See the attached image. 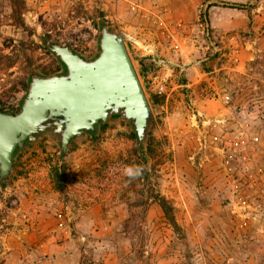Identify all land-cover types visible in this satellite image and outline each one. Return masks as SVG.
I'll list each match as a JSON object with an SVG mask.
<instances>
[{"label":"rangeland","instance_id":"rangeland-1","mask_svg":"<svg viewBox=\"0 0 264 264\" xmlns=\"http://www.w3.org/2000/svg\"><path fill=\"white\" fill-rule=\"evenodd\" d=\"M191 1L0 0L3 110H18L33 73L64 70L47 44L92 58L101 21L123 33L152 110L146 162L119 115L63 158L48 133L14 154L0 187V264H264V0L200 1L191 45L206 74L189 87L179 66L155 62L121 29L143 17L171 28ZM199 102L228 106L225 120Z\"/></svg>","mask_w":264,"mask_h":264},{"label":"water","instance_id":"water-1","mask_svg":"<svg viewBox=\"0 0 264 264\" xmlns=\"http://www.w3.org/2000/svg\"><path fill=\"white\" fill-rule=\"evenodd\" d=\"M47 48L63 63L59 73L30 76L17 112L0 110V182L14 170L15 150L35 144L48 133L67 152L81 138L119 115L129 123L138 149L144 147L152 116L151 105L119 29L101 24L98 50L85 58L62 43ZM153 59L160 60L156 54Z\"/></svg>","mask_w":264,"mask_h":264},{"label":"crops","instance_id":"crops-1","mask_svg":"<svg viewBox=\"0 0 264 264\" xmlns=\"http://www.w3.org/2000/svg\"><path fill=\"white\" fill-rule=\"evenodd\" d=\"M200 1L203 2V0H192L190 4H185V8L181 13H175L174 16H176L177 22L171 28H161L153 22L154 20L149 22L144 17L139 20L140 25L133 28L130 26L128 28H121L123 31L126 29L129 33L133 34L131 38L134 37L133 41L135 43L144 41L149 51L153 50L152 52L158 57H164L163 61L167 62V64L163 63V65L179 66L184 71L187 79L185 85L187 87L194 85L198 79H201L206 74L200 68V60L193 59L196 52L194 45H191L192 34H196L198 30V25L195 21L198 17V5ZM188 20L190 21L188 22ZM198 106L202 109H209L210 107L211 110H208V113H215L214 116L216 117L222 114L224 120V113H228L227 111H229L228 106L225 104L219 105L218 108V106L208 104L203 106V103L199 102ZM205 111L202 110L203 113Z\"/></svg>","mask_w":264,"mask_h":264},{"label":"trees","instance_id":"trees-1","mask_svg":"<svg viewBox=\"0 0 264 264\" xmlns=\"http://www.w3.org/2000/svg\"><path fill=\"white\" fill-rule=\"evenodd\" d=\"M13 2L15 4H18L19 2H21V0H13ZM17 14H19V11H17ZM18 17H19V15H18ZM202 17L206 18L207 14H205V13L202 14ZM100 24H104V22L101 21ZM42 41L46 42L47 39L43 38ZM57 42L58 41H53L51 43H57ZM47 50L50 51L48 48H47ZM57 61L60 63L61 66L64 67L63 63L58 58H57ZM51 73H57V71L43 72V73H39V74L46 75V74H51ZM27 81H29V78L27 79ZM27 81H26V84H25V90H27V84H28ZM185 83H186V80L183 78V84H185ZM25 93H26V91H25ZM19 109H20V106L18 107V110ZM0 110H3V108L1 106H0ZM17 111H12V112H17ZM97 125H96V127H97ZM99 125H103V123L100 122ZM89 134L91 136H94L95 135V131L90 132ZM133 137L136 139V134H135L134 131H133ZM17 151L18 150H15L14 154ZM135 151H136V153H140L142 155V158H143V160L145 162H146L149 154L151 153V149H150L149 145H147L145 148H141L140 150H135ZM14 154H13V156H14ZM59 156L61 158H63L65 155H64V153L60 152ZM50 173H51V178H52V181H53L55 187L57 189H62V187H63L62 183H64V181H65V166H61V165L57 164L56 166H53V167L50 168ZM4 186H5V184L0 182V187H4ZM155 199L159 203V205L162 208L164 214L167 215L171 225H173V227H177V223L175 222L174 218L171 215L172 206L168 203L167 199L163 195H158V194L155 195Z\"/></svg>","mask_w":264,"mask_h":264},{"label":"built area","instance_id":"built-area-1","mask_svg":"<svg viewBox=\"0 0 264 264\" xmlns=\"http://www.w3.org/2000/svg\"><path fill=\"white\" fill-rule=\"evenodd\" d=\"M131 40L133 39V38H130ZM165 84L162 82H160V83H158V86H157V88H158V91L159 92H165ZM228 98H229V96L227 95V94H224L223 96H222V99H223V101H225V103H227L228 102ZM228 170H231V167L230 166H228ZM259 184L261 185V186H264V177H260V182H259ZM264 191V189L263 188H260V192L262 193Z\"/></svg>","mask_w":264,"mask_h":264},{"label":"clouds","instance_id":"clouds-1","mask_svg":"<svg viewBox=\"0 0 264 264\" xmlns=\"http://www.w3.org/2000/svg\"><path fill=\"white\" fill-rule=\"evenodd\" d=\"M139 169H137V172H136V174H139ZM127 174L128 175H133V173H132V171H131V169H129L128 171H127Z\"/></svg>","mask_w":264,"mask_h":264},{"label":"flooded vegetation","instance_id":"flooded-vegetation-1","mask_svg":"<svg viewBox=\"0 0 264 264\" xmlns=\"http://www.w3.org/2000/svg\"><path fill=\"white\" fill-rule=\"evenodd\" d=\"M90 133V132H89Z\"/></svg>","mask_w":264,"mask_h":264}]
</instances>
